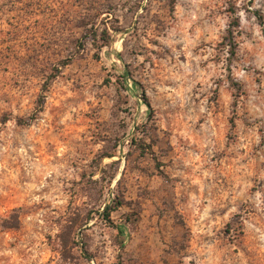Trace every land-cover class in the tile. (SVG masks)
Segmentation results:
<instances>
[{
    "label": "rangeland",
    "instance_id": "obj_1",
    "mask_svg": "<svg viewBox=\"0 0 264 264\" xmlns=\"http://www.w3.org/2000/svg\"><path fill=\"white\" fill-rule=\"evenodd\" d=\"M0 264H264V0H0Z\"/></svg>",
    "mask_w": 264,
    "mask_h": 264
},
{
    "label": "trees",
    "instance_id": "obj_2",
    "mask_svg": "<svg viewBox=\"0 0 264 264\" xmlns=\"http://www.w3.org/2000/svg\"><path fill=\"white\" fill-rule=\"evenodd\" d=\"M65 65H68V62H65ZM147 105H148V107H150L149 104H147ZM105 217H106V219H110L109 212H108V214L105 215ZM120 232H121V233H124V230H123L122 228H120ZM121 247H122V248L125 247L124 243L121 245Z\"/></svg>",
    "mask_w": 264,
    "mask_h": 264
}]
</instances>
